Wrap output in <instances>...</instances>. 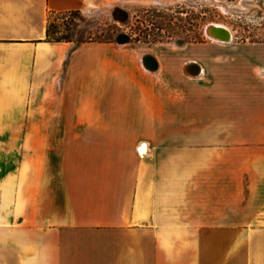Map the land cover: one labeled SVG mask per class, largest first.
<instances>
[{"label":"crops","instance_id":"1","mask_svg":"<svg viewBox=\"0 0 264 264\" xmlns=\"http://www.w3.org/2000/svg\"><path fill=\"white\" fill-rule=\"evenodd\" d=\"M123 1L0 0V264H264V47L45 39ZM217 209H245L223 256Z\"/></svg>","mask_w":264,"mask_h":264},{"label":"rangeland","instance_id":"2","mask_svg":"<svg viewBox=\"0 0 264 264\" xmlns=\"http://www.w3.org/2000/svg\"><path fill=\"white\" fill-rule=\"evenodd\" d=\"M248 2L242 6L241 2ZM124 0L118 6L109 5L102 11L89 9L63 14H48L46 25L51 36L66 37L74 42L84 40H103L116 46L131 44L141 47L147 52H155L161 48L178 49L179 46L191 47L194 43L220 46H259L264 47V0ZM219 5L242 9L241 12H223ZM123 11L126 18L122 21L115 17ZM210 23L225 25L232 34L226 44L215 42L205 33ZM125 34V43H116L118 34ZM222 57L228 56L220 55ZM223 73H227V61L217 65ZM255 68V67H254ZM51 102L29 103L30 117L19 119L24 125H52V117L48 115L52 109ZM46 109L49 110L46 111ZM221 126L229 125V118L221 119ZM12 124L11 118L0 117V126ZM14 124V123H13ZM0 134V152L6 146L5 137ZM229 135L221 134L222 147L229 145ZM3 159V157H0ZM243 201L244 199L238 198ZM216 210V209H215ZM218 210V209H217ZM245 209H219L215 215L205 214V224H220V253L228 254V227L231 222H242Z\"/></svg>","mask_w":264,"mask_h":264},{"label":"bare ground","instance_id":"3","mask_svg":"<svg viewBox=\"0 0 264 264\" xmlns=\"http://www.w3.org/2000/svg\"><path fill=\"white\" fill-rule=\"evenodd\" d=\"M242 1V0H241ZM248 2L242 1L241 5L244 7L248 6L247 4ZM220 9L223 12H233L235 11H239L241 12L242 9L239 8H234V7H230V6H226V5H219ZM205 33L206 35L212 39L215 42H220V43H228L231 38H232V34L229 31V29L223 25V24H219V23H210L205 27ZM190 64L184 68L185 72L187 75L189 76H196L200 73V67L198 66V64L194 63V62H189Z\"/></svg>","mask_w":264,"mask_h":264},{"label":"water","instance_id":"4","mask_svg":"<svg viewBox=\"0 0 264 264\" xmlns=\"http://www.w3.org/2000/svg\"><path fill=\"white\" fill-rule=\"evenodd\" d=\"M116 12H117V10L114 12V15H115L116 18H118V19H120V20H122V21L126 18V15H125V13H124L123 11L119 12L118 14H117ZM127 40H128V36L125 35V34H122V33H121V34H118V35L116 36V38H115L116 43H120V44L125 43ZM189 64H190V63H188V64L185 66V68H186Z\"/></svg>","mask_w":264,"mask_h":264},{"label":"trees","instance_id":"5","mask_svg":"<svg viewBox=\"0 0 264 264\" xmlns=\"http://www.w3.org/2000/svg\"><path fill=\"white\" fill-rule=\"evenodd\" d=\"M72 12H75V11H71L69 13H72ZM51 14H63V13H51ZM45 39L48 41H70V39H68L66 37H57V38L52 37L48 24L46 25ZM89 40H92V39H89ZM84 41H87V40H84ZM79 42H82V41H79Z\"/></svg>","mask_w":264,"mask_h":264}]
</instances>
